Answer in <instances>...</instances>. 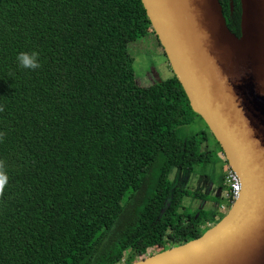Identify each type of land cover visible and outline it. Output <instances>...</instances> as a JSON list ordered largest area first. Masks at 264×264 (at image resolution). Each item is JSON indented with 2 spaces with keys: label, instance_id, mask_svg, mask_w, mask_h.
<instances>
[{
  "label": "trees",
  "instance_id": "obj_1",
  "mask_svg": "<svg viewBox=\"0 0 264 264\" xmlns=\"http://www.w3.org/2000/svg\"><path fill=\"white\" fill-rule=\"evenodd\" d=\"M220 3L240 37L241 0ZM150 32L142 0H0V264H133L224 218L193 200L232 206L170 179L213 157L179 79L139 83Z\"/></svg>",
  "mask_w": 264,
  "mask_h": 264
},
{
  "label": "water",
  "instance_id": "obj_2",
  "mask_svg": "<svg viewBox=\"0 0 264 264\" xmlns=\"http://www.w3.org/2000/svg\"><path fill=\"white\" fill-rule=\"evenodd\" d=\"M192 108L242 189L200 238L133 264H264V0H241L242 34L220 0H142Z\"/></svg>",
  "mask_w": 264,
  "mask_h": 264
},
{
  "label": "rangeland",
  "instance_id": "obj_3",
  "mask_svg": "<svg viewBox=\"0 0 264 264\" xmlns=\"http://www.w3.org/2000/svg\"><path fill=\"white\" fill-rule=\"evenodd\" d=\"M129 52L134 58V68L136 76L141 85H150L154 81L159 79H167L174 77V71L168 56L157 36L156 33L150 32L146 36L137 39L129 44ZM201 130L207 131L209 135V149L212 151L213 161L206 167V164L199 165L195 172L182 170L179 168H173L170 173V179L178 187H187L189 189L202 191L211 196L218 197L220 195L225 196L227 193V187L219 188L221 178V170L223 168L224 176L227 170L226 162L221 156L219 144L213 138V134H210L208 125L200 117H195L194 122L187 124L181 128V132L185 135H192ZM227 199V198H226ZM192 210H196L201 206L206 211H215L224 217L229 213L231 207L227 206L226 201L224 203L209 201V200H193ZM214 223H209V229ZM157 254V250L153 247L138 257V260H142ZM55 264V263H50ZM120 264H125L124 260Z\"/></svg>",
  "mask_w": 264,
  "mask_h": 264
},
{
  "label": "built area",
  "instance_id": "obj_4",
  "mask_svg": "<svg viewBox=\"0 0 264 264\" xmlns=\"http://www.w3.org/2000/svg\"><path fill=\"white\" fill-rule=\"evenodd\" d=\"M221 156L222 158H224L227 166V170L225 172V184L233 205L240 195L242 189V182L240 176L228 164L226 156L223 152H221Z\"/></svg>",
  "mask_w": 264,
  "mask_h": 264
},
{
  "label": "clouds",
  "instance_id": "obj_5",
  "mask_svg": "<svg viewBox=\"0 0 264 264\" xmlns=\"http://www.w3.org/2000/svg\"><path fill=\"white\" fill-rule=\"evenodd\" d=\"M17 59L20 62V65L24 68L34 70L40 67V64L38 62V56L36 53H32L31 56L27 54H20L18 55Z\"/></svg>",
  "mask_w": 264,
  "mask_h": 264
},
{
  "label": "flooded vegetation",
  "instance_id": "obj_6",
  "mask_svg": "<svg viewBox=\"0 0 264 264\" xmlns=\"http://www.w3.org/2000/svg\"><path fill=\"white\" fill-rule=\"evenodd\" d=\"M222 171H223V168L221 170V178H222V180L220 181L219 188L226 187V184H225V176H224V172H222ZM221 183L223 184V186L221 185Z\"/></svg>",
  "mask_w": 264,
  "mask_h": 264
},
{
  "label": "crops",
  "instance_id": "obj_7",
  "mask_svg": "<svg viewBox=\"0 0 264 264\" xmlns=\"http://www.w3.org/2000/svg\"><path fill=\"white\" fill-rule=\"evenodd\" d=\"M212 226H213V225H212ZM212 226H211V227H212Z\"/></svg>",
  "mask_w": 264,
  "mask_h": 264
}]
</instances>
